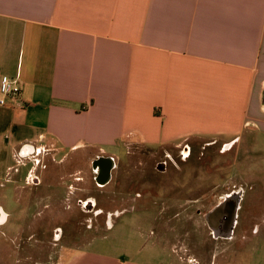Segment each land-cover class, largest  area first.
Listing matches in <instances>:
<instances>
[{"label":"crops","instance_id":"obj_1","mask_svg":"<svg viewBox=\"0 0 264 264\" xmlns=\"http://www.w3.org/2000/svg\"><path fill=\"white\" fill-rule=\"evenodd\" d=\"M2 75L18 76L24 102L0 105V174L16 200L60 203L29 191L63 182L61 166L74 171L67 196H83L89 171L104 195L121 157L264 138V0H0ZM56 264L158 263L81 246Z\"/></svg>","mask_w":264,"mask_h":264},{"label":"rangeland","instance_id":"obj_2","mask_svg":"<svg viewBox=\"0 0 264 264\" xmlns=\"http://www.w3.org/2000/svg\"><path fill=\"white\" fill-rule=\"evenodd\" d=\"M216 148L193 150L185 159L171 152L166 171L156 168L167 156L159 150L131 154L127 163L121 157V168L112 175V188L102 189L104 195L86 167L83 173L88 175L75 181L77 188L85 187L84 194L94 196L96 207L104 212L91 227H86L87 214L75 202L79 195L65 192L75 180L73 169H54L66 179L37 187L42 195L61 196L60 204L37 205L33 200L35 205L26 207L19 205L11 193L14 185L0 174V207L9 215L0 224V264L62 263L81 246L131 253L147 263L264 264V138L256 135L226 152ZM109 152L120 156L122 147ZM25 172L22 167V178ZM236 191H242L236 202L237 224L229 237L216 236L205 215L224 195ZM107 211L111 218L105 217ZM56 227L61 228L57 236Z\"/></svg>","mask_w":264,"mask_h":264},{"label":"flooded vegetation","instance_id":"obj_3","mask_svg":"<svg viewBox=\"0 0 264 264\" xmlns=\"http://www.w3.org/2000/svg\"><path fill=\"white\" fill-rule=\"evenodd\" d=\"M169 157H170V155H167V156H165L163 161L157 162L156 168L159 169L160 171H166V169H167L166 163L168 162ZM181 159H185V156L181 155ZM92 166L97 167V169H98L97 179L99 182H102V180L100 179V175L102 174L103 171L109 170L108 169L110 167L109 159H104V158L92 159V160H90L89 167L92 168ZM81 180H83V179H81ZM39 184L40 183L36 182L32 185V187H34L33 191H36L39 194H41L39 188H37L39 186ZM85 192H86V188L84 187V189H81V192H80L81 194H83V196L78 197L75 200V202L81 208L83 213L87 214V218L85 219L86 220V227L88 225L91 227L92 220L96 219L97 216H99L100 214H102L104 212L101 208L96 207V203L94 202V200L90 197H87L86 194H84ZM241 195H242V191L241 192L236 191V192H232V193L230 192V193L224 195L218 201L217 205L214 206L212 208V210L207 213V215H205L206 220L211 227V231L214 234H215V232L212 229V224L210 223V218L213 216L211 214L214 211H216L217 208L219 210L217 211L216 214H218V213H220V214L218 216H216V218L214 216V218L216 219V222H217L216 228L220 232H224V230H227L226 235L229 234V236H230L232 234L233 229H234L235 225L237 224V211H238V205L239 204H237L236 202H238L237 201L238 196H240V198H241ZM33 204L35 205V202ZM19 205L25 206V207L27 206L26 204L23 205V203H21V202H19ZM119 213H120V211H119ZM114 214L118 215L117 213H114ZM111 215H112V213L110 211L105 212L106 218H111ZM8 216L9 215L6 214V212L0 207V224L5 223V221H7V219H8ZM226 225H227V227H226ZM53 232H54V235L57 236L58 234H60L61 228L56 227Z\"/></svg>","mask_w":264,"mask_h":264},{"label":"built area","instance_id":"obj_4","mask_svg":"<svg viewBox=\"0 0 264 264\" xmlns=\"http://www.w3.org/2000/svg\"><path fill=\"white\" fill-rule=\"evenodd\" d=\"M0 105L10 107H21L24 105L18 76L2 75L0 77Z\"/></svg>","mask_w":264,"mask_h":264},{"label":"water","instance_id":"obj_5","mask_svg":"<svg viewBox=\"0 0 264 264\" xmlns=\"http://www.w3.org/2000/svg\"><path fill=\"white\" fill-rule=\"evenodd\" d=\"M108 169H110V167ZM108 177H109V170L103 171L102 174L100 175V179L102 180V182L105 181L106 179H108ZM225 237H229V234L226 235Z\"/></svg>","mask_w":264,"mask_h":264},{"label":"bare ground","instance_id":"obj_6","mask_svg":"<svg viewBox=\"0 0 264 264\" xmlns=\"http://www.w3.org/2000/svg\"><path fill=\"white\" fill-rule=\"evenodd\" d=\"M218 210H219V209L217 208V210H216V211H214V212H213L211 215H214V214H216Z\"/></svg>","mask_w":264,"mask_h":264}]
</instances>
